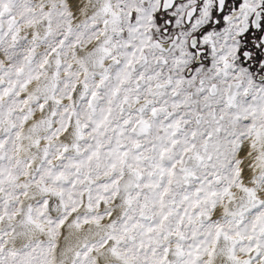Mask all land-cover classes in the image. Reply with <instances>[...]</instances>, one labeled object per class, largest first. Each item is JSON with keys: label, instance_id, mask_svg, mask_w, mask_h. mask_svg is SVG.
<instances>
[{"label": "snow or ice", "instance_id": "6c2138e0", "mask_svg": "<svg viewBox=\"0 0 264 264\" xmlns=\"http://www.w3.org/2000/svg\"><path fill=\"white\" fill-rule=\"evenodd\" d=\"M0 264H264V0H0Z\"/></svg>", "mask_w": 264, "mask_h": 264}]
</instances>
